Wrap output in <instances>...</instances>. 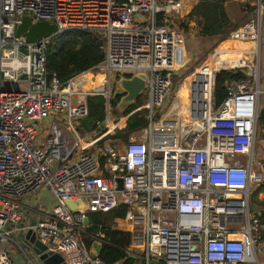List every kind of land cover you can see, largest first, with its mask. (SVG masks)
Returning a JSON list of instances; mask_svg holds the SVG:
<instances>
[{
    "label": "built area",
    "instance_id": "built-area-1",
    "mask_svg": "<svg viewBox=\"0 0 264 264\" xmlns=\"http://www.w3.org/2000/svg\"><path fill=\"white\" fill-rule=\"evenodd\" d=\"M257 11L262 21L263 6ZM183 12L182 0H0V264H18L5 246L29 229L65 264H108L91 256L80 234L88 212L120 208L147 263L264 264V219L257 215L264 207L252 208L264 185V162H255L257 144L264 149L258 139L264 90L246 54L241 67L202 64L174 91L175 75L187 66L178 56L183 36L164 20ZM26 15L55 24L60 34L101 33L104 60L66 82L50 77L54 38L18 36ZM251 24L256 27L255 15L245 27ZM224 71L247 78L226 81L227 96L218 102L217 77ZM115 74L146 76L148 125L121 150L107 144L99 154L82 152L88 99L103 96L109 109ZM169 101L172 108L160 113ZM53 115L43 144L39 127ZM107 117L97 130L117 129ZM46 189L55 201L51 212L35 225L21 224L24 199ZM80 199L86 210L67 204Z\"/></svg>",
    "mask_w": 264,
    "mask_h": 264
},
{
    "label": "trees",
    "instance_id": "trees-1",
    "mask_svg": "<svg viewBox=\"0 0 264 264\" xmlns=\"http://www.w3.org/2000/svg\"><path fill=\"white\" fill-rule=\"evenodd\" d=\"M253 2V1H252ZM264 5V0H262ZM247 6H251L247 4ZM255 7L250 9L249 14H254ZM162 15L158 19H162ZM189 19L195 20L199 24L201 30L194 43L187 42L188 54L190 56L207 54L208 48L204 49L201 43H210V49L215 48L218 44L226 40L232 31L238 29L233 26L225 0H199L189 13ZM247 23V22H246ZM245 25V24H244ZM187 40V39H186ZM105 43L104 36L96 31H78L66 30L53 39L52 45L49 46L47 52V72L50 77L57 76L62 82H66L74 74L87 70L99 63L104 58L102 45ZM247 78L243 72L232 73L224 71L217 77L216 98L221 102L226 96L225 83L228 80H240ZM122 95L116 94L111 100V105L116 108ZM90 106V114L83 119L81 123V133L85 135L88 132L97 130V122L106 119V99L103 96H92L88 99ZM147 98L141 94L130 106L124 111H121L118 116L127 117L126 124L120 125L116 129L115 135H108V138H120L124 142H128L130 137L139 133L148 125L146 117L147 108L145 104ZM143 108V109H141ZM115 123L117 120L114 121ZM107 129L101 134H107ZM258 136L264 139V102L260 104L258 113ZM103 162V160H102ZM263 190V186L259 187L255 193L253 202L258 204L262 209L264 204H261L257 199L259 192ZM125 211L119 214L124 217ZM264 219V211L262 217ZM88 229L91 232H96L98 225H89ZM107 241L103 245L101 257L108 264H139L142 257H145L143 252H137L131 249L132 235L130 232H123L116 229H104ZM87 247L90 249L93 240L90 236L85 240ZM130 254L138 256L137 259L130 257ZM143 262H145L143 260Z\"/></svg>",
    "mask_w": 264,
    "mask_h": 264
},
{
    "label": "crops",
    "instance_id": "crops-1",
    "mask_svg": "<svg viewBox=\"0 0 264 264\" xmlns=\"http://www.w3.org/2000/svg\"><path fill=\"white\" fill-rule=\"evenodd\" d=\"M198 1L199 0H182L183 5H184V12H183V14L181 16H170V17H166L165 20H164V22L166 24L169 23L168 25H169V27L171 29H174L177 32H181L179 30L178 26L176 25L177 18H185L187 16L189 17V13L191 12L193 6ZM246 1H248L247 3H249L251 6H247ZM225 4L228 7L230 16L232 18V24H233V26L238 27V29L232 31L231 32V36L228 37V39H226L225 41H223L219 45V47L217 48V50L214 51L210 55L211 61L213 59V55H214L215 52H225V51H227L229 49H234L235 50L236 48L237 49L240 48L241 49V52L244 55H246V54H254L255 52H257V48H258V42H259L258 41V38L256 36H254L250 31L246 30L245 28H241V27L244 26V24H246V22H248V21H245L244 22V20L250 19V17L252 15H254L252 13L249 14L250 13V9L254 7L253 6L254 3L252 2V0H225ZM140 19H146V18L140 17ZM194 21L195 20L191 21L190 24H188L189 26L190 25H195V26H192V28H191V31L192 32L190 34H193L195 37L198 38V36L200 34L201 28H200L199 24L196 21H195L196 22L195 23ZM262 22H263V26H262V36H261L262 37L261 38V40H262L261 41V61H262L261 64H263V66H264V5H263ZM182 36H183V44H182V47H181L180 52L178 53V56L180 58V61H182L184 63L186 62V65H188L189 62L195 56H190L188 54V49H187V42H188V40H186V37L184 36V34H182ZM260 70H261V68H260ZM178 72H177V74H178ZM120 78H124V76L117 77L116 78L115 83H114L115 86H116V82ZM174 79H175V77H174ZM114 85H113V88H114ZM115 96H116V94H115ZM115 96H113V99L115 98ZM146 103L147 104H145V107L144 108H147V114H146V117H147L148 111H149L148 101ZM106 108H107V106H106ZM141 109H143V108H141ZM106 117H107V115H106ZM81 143H82V147H84L85 141L82 140ZM90 144L91 143L86 142V146L87 145H90ZM89 148H91V147H89ZM89 148H86V152H87V149H89ZM50 192L51 191L49 189L48 190L46 189V190L40 192L39 194H37V195H35L33 197H27V198L24 199V205H25V208L26 209H25V215H24V218H23L21 224H30L31 225L32 222H36V220L40 219L45 214H48L49 212H51V210L53 208V205L55 204L53 195H51V196L48 195V196H45L44 197L45 194L50 193ZM47 199H49V201H47ZM256 199L261 204H264V186H263V190L258 193ZM262 207H264V206H262ZM84 210H86V208H84ZM123 211H125V208H120L118 210H115L116 216H115L114 220L117 222L118 225L115 226V227H112L111 229H116V230H120V231H123V232H130L131 233L132 226H131V224L127 220H125V215H124V217H120L119 216V214L121 212H123ZM109 213H111V212H109ZM109 213H102V214H109ZM89 214H97V213H89L88 212V221L85 222V224H88V226L94 224L89 219ZM125 214H126V211H125ZM98 226H99V229H102L103 228L101 224L98 225ZM82 234H85V240H86V234H88V236H90L93 241L97 240L100 243H102L103 245L107 242L105 240V234L101 230H98V229H97L96 232H91L88 228H85L84 231H83V233L80 234V239L82 241H84L81 238V235ZM18 236H19V232H17L13 236V238L10 241H8V243L6 244L5 248L10 253V256L12 257V259L15 262H17L18 264H32L30 262V260L28 259V253L29 252L28 251L26 252L22 248H20V245L18 243L19 242ZM131 249L132 250H135L137 252H143V250H140V249L135 248L133 246V239H132ZM134 256H136V255H134ZM136 257L138 258V256H136ZM141 259L142 260L139 262V264H149V263H147V261L145 260L144 257H142ZM143 260L145 262H143ZM151 262H153L154 264H160V262L157 261V259H153V260H151ZM35 264H38L37 261H35ZM118 264H122V263H118ZM246 264H253V263H246Z\"/></svg>",
    "mask_w": 264,
    "mask_h": 264
},
{
    "label": "rangeland",
    "instance_id": "rangeland-1",
    "mask_svg": "<svg viewBox=\"0 0 264 264\" xmlns=\"http://www.w3.org/2000/svg\"><path fill=\"white\" fill-rule=\"evenodd\" d=\"M252 1L254 3L253 6L255 7L254 15H255V19H256V28L258 29V35H259L258 41L259 42H258L257 52H255L253 55H251V54L248 55V57L249 58L251 57L250 62L252 61V63L255 64V67H256V77H255L256 82L260 83L262 90H264V66H263V64H261V62H262L261 61V41H262L261 36H262L263 22L259 21L258 16H257V14H258L257 8H258V1L259 0H252ZM247 2L248 1H246V3ZM247 4H249V3H247ZM262 5H263V3H262ZM191 21H193V20H190L189 17L187 16L185 18H177V22H176V25L178 26L179 30L182 32V34H184V36L190 42V44L194 43L197 39H199V38L195 37L193 34H190L192 32L191 31L192 26H195V25H190V26L188 25V24H190ZM245 21H249V19L244 20V22ZM244 27H245V25L241 28H244ZM230 36H231V34H230ZM201 44L204 46V49L208 48L211 51H209L207 54L197 55V56H195L196 58L193 57V59L189 62V64L186 67L180 69V71L178 72V74L175 76V79H174V87H173L174 91L179 89L180 82H182L186 76L191 75L197 67L201 66L202 64H204L206 62H209L211 60L210 55L214 51H216L220 45V44H218L217 46H215V48L210 49L212 46L210 43H201ZM248 62H249V59H248ZM260 68H261V70H260ZM258 74H259V78H258ZM116 76H118V74L114 75V79H116ZM103 81H105V80L102 77V82ZM114 83H115V81H113V85H114ZM114 88H115V85H114ZM147 93H148V89L146 88L144 93H143V95L146 98H147ZM113 96H115V94H113ZM122 98H123V96L119 100V103H118L116 108H114L112 105H110L109 109L106 108V110H107L106 112L109 111V114L106 113V115H109V117H107V118L110 121L112 120L113 123L115 120H117V122L115 124V125H117V127L120 125L124 126L126 124V120H127V117H121V116H118L117 113H115L116 112L115 110H117V112L120 111V104L122 102ZM263 102H264V93L262 94L261 104H263ZM171 105H172V102L169 101V103L161 110L160 113H164L166 111H169L172 108ZM55 120H56V116L53 115V116H51V118L48 119V121H46L40 125V127H39L40 134H39L38 138H40V140L43 141V144H45L46 138L48 136L52 135V132H53L52 124ZM57 120H58V118H57ZM80 126H81V123H80ZM105 129H107V132H106L107 134L102 135L101 132ZM80 131H81V129H80ZM115 134H116V130L115 129L110 130V129H108V127L107 128L103 127L101 130H95L93 132H88L85 135L81 134L83 141H85L84 147L82 148L81 151L82 152L86 151V148L91 147V148L87 149V152L99 154L100 153L99 150L107 144L115 147L118 150H121L129 141H131L132 139H138L141 136V132H139L136 135L131 136L128 142H124L120 138L105 139L108 135H115ZM68 135H69L68 138L70 140L74 141V143H76V138L73 136V134L68 133ZM258 139L259 140L261 139L260 136H258ZM86 142H89L91 144L87 145L88 146L87 147ZM255 152H256L255 162H257L258 160H260V162H264V149L261 146V144H257ZM262 186H264V185H262ZM48 195L51 196L52 195L51 192L45 194L44 197L48 196ZM47 201H49V199H47ZM262 213H263V211H262ZM262 213L257 212V215L259 217H262ZM115 216H116L115 211H113L109 214H102V213L89 214V219L92 221V223H94L96 225L101 224L103 228L99 229V226H98V230L103 231L104 229H111L112 227H115L118 225L117 222L114 220ZM87 237H88V234H86V239H87ZM81 238L85 241V234H82ZM140 250H142V249H140ZM149 264H154V263L150 262Z\"/></svg>",
    "mask_w": 264,
    "mask_h": 264
},
{
    "label": "water",
    "instance_id": "water-1",
    "mask_svg": "<svg viewBox=\"0 0 264 264\" xmlns=\"http://www.w3.org/2000/svg\"><path fill=\"white\" fill-rule=\"evenodd\" d=\"M258 6L261 8L262 0L258 1ZM18 36H24L28 42H34L47 37H57L60 32L55 24L48 22H33L32 17L26 15L22 18V23L18 26L16 31ZM146 86V76L137 74L130 78L124 77L120 78L116 82L114 89L115 94H120L123 96L122 102L120 104V111H124L128 106H130L144 91ZM123 188V179L119 178V189ZM68 206L75 210L77 208H86L85 200H71L67 202ZM253 210L258 211V204L254 203L252 205ZM36 222H32L31 225H35ZM15 235V234H14ZM13 235V236H14ZM19 245L24 251H28V259L32 264L37 261L38 264H65L64 257L59 252H54L48 250V246L43 244L40 239L37 238L35 232L29 229L27 232H19ZM92 248V249H91ZM90 248V254L93 257L100 256L103 250V244L95 240L92 242ZM32 256V257H31ZM130 257L137 259L136 256L130 254ZM158 261V260H157Z\"/></svg>",
    "mask_w": 264,
    "mask_h": 264
},
{
    "label": "bare ground",
    "instance_id": "bare-ground-1",
    "mask_svg": "<svg viewBox=\"0 0 264 264\" xmlns=\"http://www.w3.org/2000/svg\"><path fill=\"white\" fill-rule=\"evenodd\" d=\"M244 28L250 31L254 36L258 38V29L252 24ZM244 59L245 55L241 52V49L236 48L235 50L229 49L225 52H215L211 62L213 64L215 63L219 68L231 69L235 67H241L247 64L243 61Z\"/></svg>",
    "mask_w": 264,
    "mask_h": 264
}]
</instances>
